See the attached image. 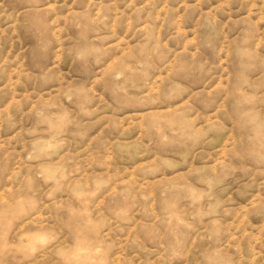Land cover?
<instances>
[{
	"label": "rangeland",
	"instance_id": "1",
	"mask_svg": "<svg viewBox=\"0 0 264 264\" xmlns=\"http://www.w3.org/2000/svg\"><path fill=\"white\" fill-rule=\"evenodd\" d=\"M0 264H264V0H0Z\"/></svg>",
	"mask_w": 264,
	"mask_h": 264
}]
</instances>
